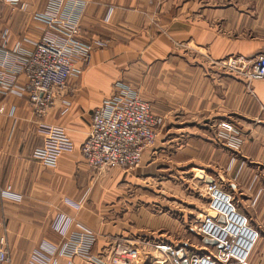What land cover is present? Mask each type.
I'll return each mask as SVG.
<instances>
[{
  "label": "crops",
  "instance_id": "crops-1",
  "mask_svg": "<svg viewBox=\"0 0 264 264\" xmlns=\"http://www.w3.org/2000/svg\"><path fill=\"white\" fill-rule=\"evenodd\" d=\"M82 1L81 40L107 46L94 47L86 64L76 63L78 74L46 114L36 116L26 94L18 97L0 84V239L9 264H46L40 256L68 264L47 252L60 244L53 225L61 216L71 221L68 235L78 225L93 233L91 254L119 239L138 246L142 259L136 264H166L156 245L202 254L207 248L195 226L209 212L204 188L201 199H191L190 216L180 211L175 219L158 211L156 190L145 195L143 188L157 181L158 188L174 184L176 190L194 179L213 182L230 197L257 233L246 264H264V79L248 85L217 65L231 56L264 55V0ZM47 2L0 0V64L9 56L0 65L4 82L20 71L35 43L54 38L33 20ZM118 81L149 102L162 123L137 168L98 173L80 147L94 109ZM221 123L237 131L239 151L220 137ZM41 125L62 129L73 145L54 167L32 156L45 141Z\"/></svg>",
  "mask_w": 264,
  "mask_h": 264
},
{
  "label": "built area",
  "instance_id": "built-area-1",
  "mask_svg": "<svg viewBox=\"0 0 264 264\" xmlns=\"http://www.w3.org/2000/svg\"><path fill=\"white\" fill-rule=\"evenodd\" d=\"M7 1L16 3V0ZM85 6L82 0H48L44 11L35 14L33 20L44 25L54 38L44 36L35 43L21 62L20 71L9 82H4L3 75L0 76V84H4L8 93L29 97L38 117L45 115L57 97L64 94L68 80L79 72L76 63L86 64L94 47L107 46L102 40L91 44L81 40L80 21ZM8 62L9 56L4 54L0 65L5 66ZM217 65L223 74L241 79L248 85L264 79L263 54L253 58L231 56ZM64 104L67 106L68 102ZM161 123L162 119L152 113L149 102L139 97L130 84L118 81L110 95L93 111L87 136L80 147L81 156L98 173L112 168L133 170L140 165L144 151L154 145ZM218 127L227 146L239 151L241 142L235 128L227 123ZM39 130L45 141L32 156L44 166L54 167L62 152L73 149L72 142L60 128L41 125ZM205 192L209 198V212L195 229L201 235L206 251L192 254L185 247L174 248L166 244L154 246L155 250L170 264H246L257 233L248 228L245 219L236 213L230 197L213 182L206 185ZM70 224L64 216L54 223L53 231L59 236L60 244L57 248H49L48 254L65 257L68 264H75V258H78V264H136L140 254L137 245L119 239L98 254H91L95 240L93 233L78 225V231L68 235ZM40 259L46 260V264H56L48 257L40 256ZM9 263L8 248L4 239H0V264Z\"/></svg>",
  "mask_w": 264,
  "mask_h": 264
},
{
  "label": "rangeland",
  "instance_id": "rangeland-1",
  "mask_svg": "<svg viewBox=\"0 0 264 264\" xmlns=\"http://www.w3.org/2000/svg\"><path fill=\"white\" fill-rule=\"evenodd\" d=\"M147 182L150 184L145 183L143 185L144 190H146L145 195H147L150 189L156 190L152 192V196H160V198L158 199L156 197L155 198L153 197L152 199L157 200L162 205V207H160L158 211L165 213L167 216H169L172 219H175L176 217L179 218L180 211L188 212L187 216H190L189 212L191 209V204L193 202L191 201V199L192 198L201 199L200 194L202 193L203 188L205 190V187H206V185H204L203 182H198L197 179H194L189 182H184V183L180 182L181 184H178L179 186L176 190L173 189L174 184L172 185L173 187L170 185H166V188L164 187L161 188V186H159L158 188L157 181H150V182L147 181ZM159 190H162L165 195H161L160 192L158 193ZM179 200H181L182 202H180ZM154 209L156 210V208ZM186 236H189V233H187ZM140 259L142 258L139 254L137 262H139ZM166 264H169V262H167Z\"/></svg>",
  "mask_w": 264,
  "mask_h": 264
},
{
  "label": "water",
  "instance_id": "water-1",
  "mask_svg": "<svg viewBox=\"0 0 264 264\" xmlns=\"http://www.w3.org/2000/svg\"><path fill=\"white\" fill-rule=\"evenodd\" d=\"M212 244H215L214 242Z\"/></svg>",
  "mask_w": 264,
  "mask_h": 264
}]
</instances>
